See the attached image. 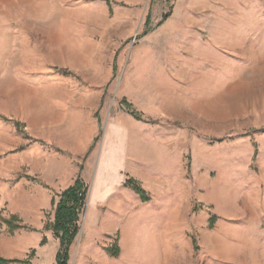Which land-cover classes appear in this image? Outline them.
I'll return each mask as SVG.
<instances>
[{
  "label": "rangeland",
  "instance_id": "obj_1",
  "mask_svg": "<svg viewBox=\"0 0 264 264\" xmlns=\"http://www.w3.org/2000/svg\"><path fill=\"white\" fill-rule=\"evenodd\" d=\"M77 178L68 264H264V0H0V257Z\"/></svg>",
  "mask_w": 264,
  "mask_h": 264
},
{
  "label": "trees",
  "instance_id": "obj_2",
  "mask_svg": "<svg viewBox=\"0 0 264 264\" xmlns=\"http://www.w3.org/2000/svg\"><path fill=\"white\" fill-rule=\"evenodd\" d=\"M133 114L139 116L135 111ZM125 184L133 186L131 179H128ZM134 188L142 195L144 202L148 200L145 190L136 185ZM87 191L84 181L77 178L72 185L61 193L56 204L53 232L60 240L56 255L57 264H68L70 247L79 233L80 214L86 204ZM11 262L13 261L0 257V264H10Z\"/></svg>",
  "mask_w": 264,
  "mask_h": 264
},
{
  "label": "crops",
  "instance_id": "obj_3",
  "mask_svg": "<svg viewBox=\"0 0 264 264\" xmlns=\"http://www.w3.org/2000/svg\"><path fill=\"white\" fill-rule=\"evenodd\" d=\"M68 187H69V185L68 186H65L64 187V190L66 188H68ZM44 195H45V199L44 200L47 201V195H46V193H44ZM51 199H52V197H51ZM59 199H60V197H59ZM35 200H37V199H35ZM32 201L33 200H31V204H30L31 205L30 206L31 209H33V207H34V203H33L34 201L33 202ZM58 201H59L58 199H57V201H54L55 202V209H56V204H57ZM145 204H146V202L144 203L142 200L133 199L131 201L130 208H136V209L137 208H142V207H144ZM120 209H122V206H120ZM128 209L129 208H127V210ZM139 214H141V213H139ZM19 215H20V218H22V220H23L22 223H21L23 225H20V226H27V227L42 229L41 224H39L37 220H35L34 218H32V216L30 214L28 215L29 216L28 218H24L26 216L23 215V214H21V213ZM124 215H125L124 211H123V215L122 214H116L115 215L116 216V220L113 221V222L111 220L110 221H107L105 223V226H107V225H117L119 227L120 226H123L122 227L123 228V232H121V234H122V240H123L122 242L124 243V246H131L132 249H134V246H135V243H136V248H140V245L138 243L139 238H140V235H139L140 229L138 230V232H136L135 229L132 230L130 228L129 224L128 223L127 224L125 223L126 220H127V218H125ZM54 216H55V212H54ZM142 219H143V217H140V218L137 219V222H138L137 227L138 228L141 227L140 224L142 222L141 221ZM39 237H40V235H38V238ZM32 238H36V236H33Z\"/></svg>",
  "mask_w": 264,
  "mask_h": 264
}]
</instances>
